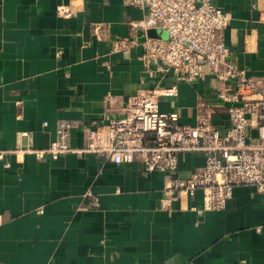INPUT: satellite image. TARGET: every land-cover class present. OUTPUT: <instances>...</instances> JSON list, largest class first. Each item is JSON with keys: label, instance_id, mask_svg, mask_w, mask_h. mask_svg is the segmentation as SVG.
Returning a JSON list of instances; mask_svg holds the SVG:
<instances>
[{"label": "crops", "instance_id": "0c3cea01", "mask_svg": "<svg viewBox=\"0 0 264 264\" xmlns=\"http://www.w3.org/2000/svg\"><path fill=\"white\" fill-rule=\"evenodd\" d=\"M213 1L233 13L225 36L234 60L263 74L264 0ZM148 18L123 0H0V149L45 148L63 119L78 122L71 146H85L87 128L123 116L138 91L173 85L178 94L162 97L161 110H177L190 125L203 111L225 132L213 74L190 82L157 65L146 71L143 42L155 27L145 34L139 25ZM119 38L137 43L116 51ZM204 163L202 152H188L177 175L188 178ZM166 181L140 160L9 152L0 159V264H264V194L237 185L225 208L199 214L201 191L163 208Z\"/></svg>", "mask_w": 264, "mask_h": 264}, {"label": "built area", "instance_id": "2783aa9c", "mask_svg": "<svg viewBox=\"0 0 264 264\" xmlns=\"http://www.w3.org/2000/svg\"><path fill=\"white\" fill-rule=\"evenodd\" d=\"M123 2L148 11L149 23L139 25L145 34L149 27L167 31L166 38L146 36L141 56L146 71L151 73L152 66L157 65L159 70H172L179 80L190 82L213 74L218 81V99L228 115L226 131L215 126L210 114L203 111L198 123L190 125L180 121L177 110H161L162 97L178 94L177 85H173L138 91L129 98L123 116L87 128L85 146H71V131L78 122L63 119L57 123V136L49 146L0 149V159L18 151L33 153L39 159H57L68 152H94L116 164L140 160L145 172L158 170L167 176L163 208H169L182 193L195 197L201 191V205L193 206L199 214L225 208L237 185H251L264 194V73L250 74L234 60L225 36L233 13L213 0ZM58 11L64 16L69 14L63 6ZM136 43V38H119L114 40L113 48L128 51ZM249 127L256 129V135H249ZM193 151L202 152L205 163L188 178H182L177 175L180 160ZM5 165L10 163L6 161ZM87 195L92 198L90 206L100 205L99 196L91 191Z\"/></svg>", "mask_w": 264, "mask_h": 264}, {"label": "water", "instance_id": "95a60500", "mask_svg": "<svg viewBox=\"0 0 264 264\" xmlns=\"http://www.w3.org/2000/svg\"><path fill=\"white\" fill-rule=\"evenodd\" d=\"M149 35L152 37H162L166 38L168 36L167 31L159 28H151L149 30Z\"/></svg>", "mask_w": 264, "mask_h": 264}]
</instances>
